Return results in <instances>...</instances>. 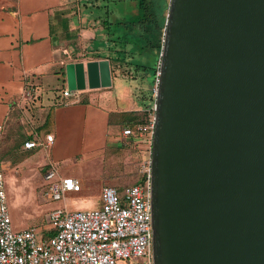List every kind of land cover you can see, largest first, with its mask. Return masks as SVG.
Instances as JSON below:
<instances>
[{
  "label": "water",
  "instance_id": "water-1",
  "mask_svg": "<svg viewBox=\"0 0 264 264\" xmlns=\"http://www.w3.org/2000/svg\"><path fill=\"white\" fill-rule=\"evenodd\" d=\"M66 79L111 87L110 60ZM155 111L154 264H264V0H169Z\"/></svg>",
  "mask_w": 264,
  "mask_h": 264
},
{
  "label": "crops",
  "instance_id": "crops-1",
  "mask_svg": "<svg viewBox=\"0 0 264 264\" xmlns=\"http://www.w3.org/2000/svg\"><path fill=\"white\" fill-rule=\"evenodd\" d=\"M93 1L0 0L1 141L13 134L26 137L52 132L53 143L38 147L48 151V167L75 155L80 159L104 157L117 140L110 134L114 109L106 104V92L95 93L98 103L92 101L93 93L83 97L87 88L72 91L64 85L61 94L51 92L53 73H60L67 83V63L101 59L85 60V54L71 46L78 35L87 32L80 25L90 21L93 11L89 9L97 7ZM59 67L62 71L57 72ZM67 89L69 95L64 94ZM73 177L80 182L81 189L76 191L80 192L81 178Z\"/></svg>",
  "mask_w": 264,
  "mask_h": 264
},
{
  "label": "rangeland",
  "instance_id": "rangeland-1",
  "mask_svg": "<svg viewBox=\"0 0 264 264\" xmlns=\"http://www.w3.org/2000/svg\"><path fill=\"white\" fill-rule=\"evenodd\" d=\"M152 1L155 11L162 14L163 7L169 0ZM93 2L97 4V7L88 8L89 11H93L90 13V21L80 25L87 32L82 36L78 35L71 44L72 48L81 50L85 54L82 56L85 60L106 56L108 48L102 42L108 38L118 40L122 35L121 32H113L114 24L110 29H107L103 20L114 23L138 17L137 10H135L137 0H94ZM109 8L114 10L109 12L107 19ZM136 31L137 28L133 27L132 33H136ZM121 42H118L116 49L127 47V60L121 66L110 62L112 86L107 88L87 87L89 92L82 95L88 97L89 93H93L91 98L94 100L92 101L98 103L95 93L106 92L108 94L106 104L114 109L113 112L118 114L126 111H138L150 116L155 105L157 82L151 84L143 72L135 70L128 62L136 58L153 65L158 55L154 52L141 54L134 45L124 46ZM60 71L62 69L59 67L57 72ZM59 74L55 72L50 77L51 92L57 95L61 94L64 85H67L65 80L59 77ZM80 92L85 93L84 91ZM113 136L117 137V140L108 147L104 157L102 155L80 159L75 155L63 161H55V167L61 177H80L83 185L80 192L68 191L60 199L50 196V180L45 177L47 163H49L48 151L44 148L32 150L22 148L24 136L16 134L10 137L5 136L0 142V163L3 166L6 202L12 217L13 230L22 231L36 226L40 233L42 229L50 231L47 218L52 210L63 209L73 212L90 207L99 208L102 205V186L113 185L122 189L135 183L141 177V173H144L143 164L149 157L148 150H146L147 145L144 142L136 145L127 143L120 131ZM102 174H104L103 177ZM130 261L144 262L146 258L142 256L136 259L132 258ZM123 262H125L124 260L122 264H125Z\"/></svg>",
  "mask_w": 264,
  "mask_h": 264
},
{
  "label": "built area",
  "instance_id": "built-area-1",
  "mask_svg": "<svg viewBox=\"0 0 264 264\" xmlns=\"http://www.w3.org/2000/svg\"><path fill=\"white\" fill-rule=\"evenodd\" d=\"M156 91L157 88L155 96ZM70 93L68 89L64 91L65 95ZM155 112L154 105L148 120L122 131L127 143L144 142L147 145L149 157L143 164L145 182L127 186L122 195L118 187L104 185L99 208L73 212L52 210L47 222L53 233L48 236L42 235L35 226L13 230L0 163V264H122L123 260L125 264H154L151 152ZM2 136L3 124L0 123V141ZM53 141L54 134L46 132L44 136L25 140L24 148L46 147ZM45 177L50 180V196L55 199L62 198L68 191L81 189L78 179L61 177L53 163L49 164ZM142 256L146 261H130Z\"/></svg>",
  "mask_w": 264,
  "mask_h": 264
},
{
  "label": "trees",
  "instance_id": "trees-1",
  "mask_svg": "<svg viewBox=\"0 0 264 264\" xmlns=\"http://www.w3.org/2000/svg\"><path fill=\"white\" fill-rule=\"evenodd\" d=\"M168 6L169 1L165 7H163L162 14H158L154 9V2L152 0H137V5L135 7V10H137L138 14L137 19L128 21L119 20L114 23L112 21L102 19L103 24L105 27H107V29H110L114 24L115 27L113 32H121L122 35H120V39L118 40L108 38V40L102 42V44L108 48V53L105 54L106 56H101L100 58H108L111 63L114 62L121 66V64L127 60L128 49L127 47L116 49L119 41H122L121 43L124 46L129 44L134 45L137 47V49H139L141 54H149L150 52H154L158 56L155 64L153 65H149L147 62L136 58L129 61L128 64L132 65L135 70L143 72L144 76L150 81L151 84L156 83L159 72V59L163 46ZM113 10L114 9L110 10L109 8L106 18L109 16V12L111 13ZM133 27L137 28L136 33H132ZM148 119L149 116L147 113H140L138 111H126L118 114L112 112L110 114L109 121L110 134L116 135L119 131L121 134L125 127L132 126L134 128L138 123ZM29 138H36V135L24 137L22 144L24 145L25 140ZM129 144L136 145L137 143L130 141ZM145 180L146 174L141 173V177L131 185L142 184L145 182ZM126 187H123L122 189H120V187L118 188L121 195L123 194V191ZM52 233L53 231L51 230L44 231L42 229V235L44 236H48Z\"/></svg>",
  "mask_w": 264,
  "mask_h": 264
}]
</instances>
